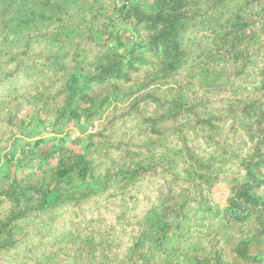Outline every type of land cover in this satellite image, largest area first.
<instances>
[{
    "label": "trees",
    "instance_id": "obj_1",
    "mask_svg": "<svg viewBox=\"0 0 264 264\" xmlns=\"http://www.w3.org/2000/svg\"><path fill=\"white\" fill-rule=\"evenodd\" d=\"M1 157L0 264H263L264 0H0Z\"/></svg>",
    "mask_w": 264,
    "mask_h": 264
},
{
    "label": "rangeland",
    "instance_id": "obj_2",
    "mask_svg": "<svg viewBox=\"0 0 264 264\" xmlns=\"http://www.w3.org/2000/svg\"><path fill=\"white\" fill-rule=\"evenodd\" d=\"M36 131H39V129L38 130H36ZM20 138H22L23 136L21 135V136H19ZM11 171H13V173H12V175L14 174V168H10V167H8V166H6L5 164H4V158L3 157H1L0 158V174L1 173H5V172H8L10 175H11ZM11 175V176H12ZM260 192L261 193H263L264 192V188H262L261 190H260ZM264 258V257H263ZM263 264H264V259H263Z\"/></svg>",
    "mask_w": 264,
    "mask_h": 264
},
{
    "label": "water",
    "instance_id": "obj_3",
    "mask_svg": "<svg viewBox=\"0 0 264 264\" xmlns=\"http://www.w3.org/2000/svg\"><path fill=\"white\" fill-rule=\"evenodd\" d=\"M13 171H11V175H12Z\"/></svg>",
    "mask_w": 264,
    "mask_h": 264
}]
</instances>
